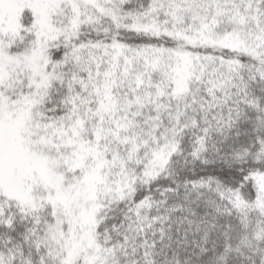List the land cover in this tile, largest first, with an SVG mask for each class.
<instances>
[{"label":"snow or ice","instance_id":"6c2138e0","mask_svg":"<svg viewBox=\"0 0 264 264\" xmlns=\"http://www.w3.org/2000/svg\"><path fill=\"white\" fill-rule=\"evenodd\" d=\"M0 264H264V0H0Z\"/></svg>","mask_w":264,"mask_h":264}]
</instances>
